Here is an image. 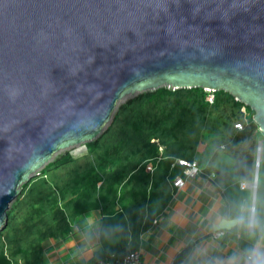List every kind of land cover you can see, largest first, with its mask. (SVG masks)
<instances>
[{"label": "water", "instance_id": "obj_1", "mask_svg": "<svg viewBox=\"0 0 264 264\" xmlns=\"http://www.w3.org/2000/svg\"><path fill=\"white\" fill-rule=\"evenodd\" d=\"M164 85L229 92L264 134V0H0V230L32 173Z\"/></svg>", "mask_w": 264, "mask_h": 264}, {"label": "trees", "instance_id": "obj_2", "mask_svg": "<svg viewBox=\"0 0 264 264\" xmlns=\"http://www.w3.org/2000/svg\"><path fill=\"white\" fill-rule=\"evenodd\" d=\"M224 106L238 108L242 115L243 107L249 111L245 128L237 129L228 144L238 177L224 190L231 205L245 194L241 181H251L255 173L254 151L244 157L235 153L243 142L263 134L253 120L255 110L224 90L161 87L141 92L118 107L104 134L86 144L91 159L79 163L67 152L46 164L41 176L21 185L0 230V264H45L50 240H69L75 223L98 211L102 250L91 264L137 251L141 235L171 202L170 186L184 176L186 167L178 159H196L211 115ZM184 139L189 140L186 153L180 152ZM153 140H159L163 152ZM150 163L152 173L147 171ZM69 165L70 175L59 178L58 171ZM259 173L264 175V142ZM188 253L189 248L175 262Z\"/></svg>", "mask_w": 264, "mask_h": 264}, {"label": "crops", "instance_id": "obj_3", "mask_svg": "<svg viewBox=\"0 0 264 264\" xmlns=\"http://www.w3.org/2000/svg\"><path fill=\"white\" fill-rule=\"evenodd\" d=\"M219 148L230 155L231 162L224 158L223 163H216L219 154L216 150L210 158L207 155L196 157L195 161L204 168L205 174L186 180L183 187H176L174 183L170 186L173 194L171 202L141 235L137 251L142 264H219L247 245L248 241L234 230L224 229L227 232L224 238L212 237L215 231H219L216 226L218 215L230 207L224 190L238 179L228 144ZM207 151L208 147L204 154ZM241 182L250 183L245 179ZM81 219L75 223L69 240H50L45 264L92 263L95 255L102 250L101 214L93 212ZM188 248V255L176 263L178 256Z\"/></svg>", "mask_w": 264, "mask_h": 264}, {"label": "rangeland", "instance_id": "obj_4", "mask_svg": "<svg viewBox=\"0 0 264 264\" xmlns=\"http://www.w3.org/2000/svg\"><path fill=\"white\" fill-rule=\"evenodd\" d=\"M164 86H166L167 88L173 89V87H171V86H167V85H164ZM139 93L140 92H137L135 94H129V95H127L124 99H122L118 103L117 108H116L113 116L111 117L110 122H108L103 127L101 132L94 139L100 137L102 134H104L107 131V129L109 128V126L112 123L113 117H114L118 107L120 105H122L124 102H126L128 99L136 96ZM210 96H212V95H210ZM246 111L247 112H245V113L242 111L243 112V115H242L239 112L238 108L236 109V108H233V107L224 106L217 113L212 114L210 119H209V121H208V125H207V130L208 131H204V133H203V143L201 145H199L197 157L200 158V157H203V156L207 155V157L210 158L211 157L210 156L211 153L214 150H216L219 153L217 158L215 159L216 163H221V162L223 163L224 158H226V160L228 162H231L232 160H231V157H229L230 155L228 154L229 155L228 156L227 152L224 151V150H221L219 147H220V145H225L226 146L227 144H229L231 142V140L234 138L233 135L237 134V129L235 128V125L237 123L244 122V126L246 125V121L245 120H246V118L248 119V115H249V111L247 110V108H246ZM255 124H256V126H258L257 123H255ZM90 141L91 140H83V141H80L78 143L71 144V145H69V146H67L65 148H62L61 150L56 152L51 157V159L48 162H46L40 169H38L37 171L32 173L30 175V179L41 176L40 172H41L42 168H44V166L46 164L54 161L57 157L65 154L67 152H70L71 155L79 163H84L87 158L91 159L92 156L89 154V152L87 150V147H86V144L88 142H90ZM182 141H183V147L181 149L176 147V149H178V150L180 149V152L182 151L183 153H186L187 150H188L186 145H188L189 140H185L184 139ZM228 141H229V143H228ZM152 142L155 143L156 141H152ZM263 142H264V134H260V135L256 134L255 137H254V141L252 140V141L243 142V144L239 145L237 147V149H235V153L239 157H244L245 155L250 154L252 152V150H253L254 151V157H255V163H256V160L258 159L259 146ZM205 143H206V146H205ZM207 147H208L207 153L203 154V153H205V149ZM70 166L71 165L61 168L58 171L59 172L58 177L61 178V179L67 178L70 175V171H71L70 168H72V166L71 167ZM68 167H69V169H68ZM52 174H54V172ZM15 200L11 203L10 209L14 206ZM78 222L79 221H77V223ZM1 244L2 243H1V240H0V247H1Z\"/></svg>", "mask_w": 264, "mask_h": 264}, {"label": "clouds", "instance_id": "obj_5", "mask_svg": "<svg viewBox=\"0 0 264 264\" xmlns=\"http://www.w3.org/2000/svg\"><path fill=\"white\" fill-rule=\"evenodd\" d=\"M216 226L234 230L248 241L219 264H264V175H253L245 194L218 215Z\"/></svg>", "mask_w": 264, "mask_h": 264}, {"label": "built area", "instance_id": "obj_6", "mask_svg": "<svg viewBox=\"0 0 264 264\" xmlns=\"http://www.w3.org/2000/svg\"><path fill=\"white\" fill-rule=\"evenodd\" d=\"M208 100L213 103L214 100V96H210L208 98ZM243 112H247L246 111V107L242 108ZM246 123L247 118H246ZM244 122H239L235 125V128L238 130H243L244 129ZM156 141L155 143H157L159 145V150L160 152H163L164 147L162 145L159 144L158 140H153ZM262 153V144L259 146V152L258 154H260L261 156ZM177 163L179 165L185 166V170H184V176H178L175 181H174V185L176 187H183L186 184V180L188 179H192L195 178L197 176H200L202 174H205V170L204 168H202L199 163L197 161H187V160H183V159H178ZM260 163L261 161H259L258 159L256 160L255 163V170L258 169L260 170ZM147 171L148 172H153L154 171V167L153 165L150 163L147 167ZM255 174V173H254ZM249 183L247 182H241L240 183V187L241 189L245 190V186L248 185ZM227 232L225 230H219V231H215L212 234V237L215 239L218 238H224L226 236ZM95 264H142V260H141V255L140 252L135 251V252H130L126 255H123L120 258H117L116 256H111V257H106L103 259L98 260Z\"/></svg>", "mask_w": 264, "mask_h": 264}]
</instances>
